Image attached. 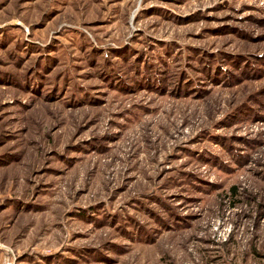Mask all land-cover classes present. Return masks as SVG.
Here are the masks:
<instances>
[{
  "label": "rangeland",
  "instance_id": "obj_1",
  "mask_svg": "<svg viewBox=\"0 0 264 264\" xmlns=\"http://www.w3.org/2000/svg\"><path fill=\"white\" fill-rule=\"evenodd\" d=\"M0 264H264V0H0Z\"/></svg>",
  "mask_w": 264,
  "mask_h": 264
}]
</instances>
